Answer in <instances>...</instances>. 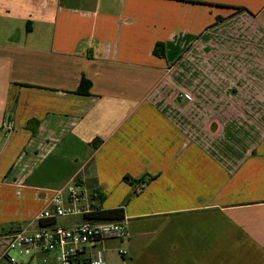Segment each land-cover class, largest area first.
<instances>
[{"label": "crops", "instance_id": "obj_1", "mask_svg": "<svg viewBox=\"0 0 264 264\" xmlns=\"http://www.w3.org/2000/svg\"><path fill=\"white\" fill-rule=\"evenodd\" d=\"M73 181L128 200L75 264H264V0H0V264Z\"/></svg>", "mask_w": 264, "mask_h": 264}, {"label": "built area", "instance_id": "obj_2", "mask_svg": "<svg viewBox=\"0 0 264 264\" xmlns=\"http://www.w3.org/2000/svg\"><path fill=\"white\" fill-rule=\"evenodd\" d=\"M3 131L10 134L12 123L6 122ZM96 194H90L81 183L73 181L64 189L53 193L47 206L35 217L39 225L36 232L27 234L16 232L8 237L7 245L1 254L7 264H20L10 252L28 256L32 250L41 253H57L59 264H75L84 246H94L105 240L122 239L126 235L125 221L94 222L86 217L98 211L93 200ZM79 218L70 226L59 225V219ZM123 255V251H119ZM88 264H105L102 253L90 259Z\"/></svg>", "mask_w": 264, "mask_h": 264}, {"label": "trees", "instance_id": "obj_3", "mask_svg": "<svg viewBox=\"0 0 264 264\" xmlns=\"http://www.w3.org/2000/svg\"><path fill=\"white\" fill-rule=\"evenodd\" d=\"M237 10H242V9H237ZM219 20L220 19H218V21ZM158 46H160V45H158ZM89 89H90V82H88L87 80L82 78L75 93L77 95H81V96H88L89 95V93H88ZM30 123H32L34 126L36 125L35 121H30ZM34 129H32V132H34ZM122 180H123V182H125L126 184H128L130 186H132L134 184L138 185V184L145 183L142 178H140L138 180H133L129 176H124ZM99 200L101 201V197L99 198ZM127 201L128 200H126L122 206L115 208V209H109V210L98 209V211H96L95 213H92L91 215L87 216L86 218L90 219L94 222L122 221L124 219V206L127 203ZM40 225H42V224H40Z\"/></svg>", "mask_w": 264, "mask_h": 264}, {"label": "rangeland", "instance_id": "obj_4", "mask_svg": "<svg viewBox=\"0 0 264 264\" xmlns=\"http://www.w3.org/2000/svg\"><path fill=\"white\" fill-rule=\"evenodd\" d=\"M66 222H65V220H63V219H59V221H58V224H61V225H64ZM65 226V225H64ZM113 241H120V239H116V240H113Z\"/></svg>", "mask_w": 264, "mask_h": 264}]
</instances>
